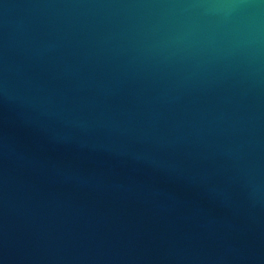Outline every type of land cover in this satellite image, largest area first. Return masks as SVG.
<instances>
[{
	"label": "water",
	"instance_id": "obj_1",
	"mask_svg": "<svg viewBox=\"0 0 264 264\" xmlns=\"http://www.w3.org/2000/svg\"><path fill=\"white\" fill-rule=\"evenodd\" d=\"M0 264H264V0H0Z\"/></svg>",
	"mask_w": 264,
	"mask_h": 264
}]
</instances>
